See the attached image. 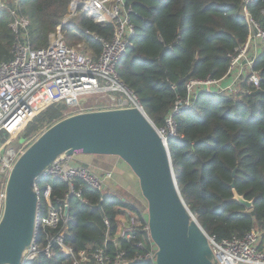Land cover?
<instances>
[{
  "label": "trees",
  "instance_id": "trees-1",
  "mask_svg": "<svg viewBox=\"0 0 264 264\" xmlns=\"http://www.w3.org/2000/svg\"><path fill=\"white\" fill-rule=\"evenodd\" d=\"M72 1L21 0L20 12L31 22L28 39L34 48L48 46L50 35L70 13ZM127 3L134 9L131 19L136 35L119 64L118 74L139 95L157 127L165 125L178 99L187 98L189 80H220L228 74L230 55L236 54L249 37L244 7L264 30V0L247 3L127 0ZM10 24L9 11L0 10V63L13 56L16 36ZM87 30L110 38L113 26L100 25L86 14L64 25L65 36L84 41L85 50L97 56L101 44ZM252 71L261 75L260 92L253 93L255 88L249 76L242 84L244 89L232 95L200 92L191 107L174 116L177 135L168 140L180 191L204 230L218 240L244 237L254 228H264V44ZM61 107L54 104L38 113L14 139L25 141L46 125L49 128L64 117ZM38 182L43 187L52 185L53 194L61 197L70 191L68 183L60 180ZM233 182L240 195L254 201L252 209L233 199ZM77 188L82 189V199L75 195L70 198L71 220L57 230L49 229L51 233L63 229L66 243L77 253L103 247L107 233L114 235L118 231L127 211L137 213L143 224L147 223L148 213L123 195L111 192L102 200V193L81 182ZM141 237L122 243L126 264H156L148 259L135 260ZM46 243V235L41 232L39 245ZM109 251L114 255L117 249L110 243ZM25 264H73V260L56 247L53 257L40 253Z\"/></svg>",
  "mask_w": 264,
  "mask_h": 264
},
{
  "label": "built area",
  "instance_id": "built-area-1",
  "mask_svg": "<svg viewBox=\"0 0 264 264\" xmlns=\"http://www.w3.org/2000/svg\"><path fill=\"white\" fill-rule=\"evenodd\" d=\"M250 0H245L247 3ZM21 0H0V10H7L11 15V28L16 39L12 48V58L0 63V135L17 136L32 119L40 112L54 104H66L71 108L64 117L80 112L138 108L145 111L139 95L132 90L119 76L118 67L128 49L132 46V38L136 35V26L131 19L134 9L127 0H73L69 14L64 18V25L77 19L81 14L93 19L100 25L111 24L113 33L110 38L96 35L90 31L95 40L101 44V52L95 56L92 51H86L84 41L70 45L59 27L49 37L46 47L34 48L28 39L30 20L20 10ZM244 17L249 26V37L244 45L231 54L229 72L231 82L224 86L222 79H191L187 83L188 96L180 98L174 109L168 115L163 127H157L159 133L168 143L171 137L177 135L174 116L193 105L197 95L202 92H235L236 84L244 73L241 65L247 69L249 82L258 90L261 88V75L252 71L253 65L261 54L260 47L264 44V30L252 18L244 7ZM252 71V72H251ZM95 95L99 98L94 104L81 102L80 97ZM66 116V117H67ZM4 135V136H5ZM0 136V137H4ZM14 148H0V220L4 210L6 186L14 163L18 159ZM72 157H58L40 176V179L60 180L68 183L70 191L64 197L53 194V186L45 187L38 181L34 185L39 201L37 207L34 238L31 246L25 251L23 264L33 260L40 253L51 258L55 248L64 256L73 260V264H126V252L122 249L123 242L136 240L140 235L137 247L140 251L135 260H152L156 262L157 246L153 242L149 226L143 224L137 213L127 211L120 221L118 231L111 235L107 233L103 247L91 252L83 250L77 253L66 243L65 232L57 230L66 226L71 220L69 200L75 195L82 199V189L77 188L81 182L105 196L108 191L107 179L111 172L100 175L89 165L72 162ZM110 227V221L105 218ZM44 232L47 243L39 245V235ZM143 233V234H142ZM218 264H264V228H254L244 237L234 236L230 239L218 240L209 236ZM113 244L117 252L112 255L109 244ZM149 246V247H148Z\"/></svg>",
  "mask_w": 264,
  "mask_h": 264
},
{
  "label": "water",
  "instance_id": "water-1",
  "mask_svg": "<svg viewBox=\"0 0 264 264\" xmlns=\"http://www.w3.org/2000/svg\"><path fill=\"white\" fill-rule=\"evenodd\" d=\"M63 27L64 23L60 32ZM76 154L118 156L136 175L148 204L156 264H218L208 233L180 191L168 143L148 114L135 107L64 117L19 155L9 175L0 220V264H23L34 238L39 201L34 185L58 157ZM232 186L233 199L252 209L254 201L240 195L235 182Z\"/></svg>",
  "mask_w": 264,
  "mask_h": 264
},
{
  "label": "rangeland",
  "instance_id": "rangeland-1",
  "mask_svg": "<svg viewBox=\"0 0 264 264\" xmlns=\"http://www.w3.org/2000/svg\"><path fill=\"white\" fill-rule=\"evenodd\" d=\"M65 37H66L67 42L70 45L82 43L81 40H77V37H74L71 35H66ZM260 50H261V47H260ZM246 75L247 73L244 74V77H241L239 81L237 82L235 92L229 91V92H219V93H225L226 95H232L233 93L241 92V90L244 89L242 88V84L245 82ZM95 97H96L95 95H84L80 97V101L94 104L95 102H97V100H99V98H95ZM60 105H62L61 111L64 110L63 115H65L68 111H71V108L68 105L66 104H60ZM72 113L74 112H71L70 115ZM26 126L24 128H26ZM47 127L48 125L40 129L37 134L32 135L29 139H26L25 141H21V142H19L18 140L19 138L14 139L13 136L1 134L0 136H4V135L5 136L0 137V148L4 151L12 147L16 150L15 154L19 156L25 149H27L33 143V141H35L36 138H38L37 135L45 131ZM13 139L14 141L12 143H8V140L10 142ZM99 156H105V157H99ZM89 161L91 162H90V165L89 164L88 165L94 168L100 175H103L109 171H112L111 172L112 177L107 179V182H106L108 190L110 192H114L113 189L115 188H118V189L121 188V192H120L121 195H126V197L131 201L133 200L132 202H134L138 207L142 209H146L148 211V204H147L146 199L142 195L139 183H137L138 179L136 175L133 173L130 167L121 158H119L118 156H109V155L108 156L107 155H93V158H90ZM72 162L78 163L75 159H73ZM123 192L124 194H122ZM129 192L130 193L132 192L135 196L133 195L134 197L133 196L131 197V194Z\"/></svg>",
  "mask_w": 264,
  "mask_h": 264
},
{
  "label": "crops",
  "instance_id": "crops-1",
  "mask_svg": "<svg viewBox=\"0 0 264 264\" xmlns=\"http://www.w3.org/2000/svg\"><path fill=\"white\" fill-rule=\"evenodd\" d=\"M244 74H246L247 73V69L243 66V64L241 65V69H240ZM230 82H231V78L229 77V75L228 76H225L224 78H222V84L224 85V86H227V85H229L230 84ZM75 156V157H74ZM99 157H105V156H99ZM90 158H93V155H86V154H76V155H73L72 156V160L73 159H75L78 163L77 164H83V165H90V162L91 161H89L90 160ZM109 172H112V171H109ZM137 183H139L138 181H137ZM114 190V192L115 193H118L119 192V194H120V192H121V188H115V189H113ZM130 193V192H129ZM122 194H124V192L122 193ZM131 194V197L134 195L132 192L130 193ZM135 196V195H134ZM133 196V197H134ZM123 197H125V198H127L126 197V195H123ZM133 201V200H132ZM141 210L144 212V213H148V211L146 210V209H142L141 208ZM126 215V212H125V214H124V216Z\"/></svg>",
  "mask_w": 264,
  "mask_h": 264
}]
</instances>
